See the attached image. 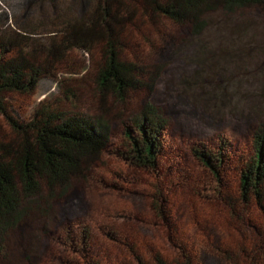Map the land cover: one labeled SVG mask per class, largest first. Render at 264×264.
I'll use <instances>...</instances> for the list:
<instances>
[{
	"label": "rangeland",
	"instance_id": "1",
	"mask_svg": "<svg viewBox=\"0 0 264 264\" xmlns=\"http://www.w3.org/2000/svg\"><path fill=\"white\" fill-rule=\"evenodd\" d=\"M17 1L0 0V12L12 14ZM26 9L33 12L25 21L39 30L33 38L45 44L39 23L50 26V18ZM203 22L195 33L190 23L163 21L131 33L121 56L142 67L143 87L123 101L107 96L102 102L94 71L86 75L82 70L87 55L80 49L69 51L55 76L41 80L32 93L9 98L13 111L25 116L54 93L50 98L62 110L107 120L110 136L98 160L72 180L64 202L43 190L23 204L22 229L13 224L0 234V264H87L89 259L139 264L136 253L148 262L154 250L170 264L184 262L183 254L193 264H230L220 258V246L232 249L233 259L243 264L260 250L262 259L254 264H264V202L261 208L251 198L228 208L221 196L238 197L236 173H228V185L217 191L215 176L192 150L214 148L222 139L247 151L257 143L255 132L264 131V13L217 10ZM92 54L100 64L104 48L96 45ZM147 106L166 120L164 154L174 155L151 173L111 151L122 144V123ZM85 227L86 251L63 244L65 228L79 232ZM240 248L248 253L240 255Z\"/></svg>",
	"mask_w": 264,
	"mask_h": 264
},
{
	"label": "trees",
	"instance_id": "2",
	"mask_svg": "<svg viewBox=\"0 0 264 264\" xmlns=\"http://www.w3.org/2000/svg\"><path fill=\"white\" fill-rule=\"evenodd\" d=\"M50 18V26L39 23L45 34V44L33 38L39 30L25 21L27 14ZM254 8L264 13V0H19L12 14L0 12V234L10 225L22 229L25 202L48 195L62 198L69 195L73 179L82 178L85 171L107 149L110 128L101 116L93 117L66 112L54 104L48 94L28 115L21 116L10 107L16 93L28 95L38 88L41 80L53 78L65 55L80 49L87 55L82 70L94 71L98 92L104 103L107 96L123 101L128 93L143 87L142 67L121 56L133 32H140L147 24L163 22L190 23L193 33L203 27L209 12L221 10L230 15L237 10ZM52 18V19H51ZM36 25V24H35ZM34 25V26H35ZM30 26V27H29ZM173 38H169L172 41ZM104 48L98 64L93 60V48ZM91 61L93 63L91 64ZM58 89L62 81L57 82ZM166 120L152 106L141 115L122 123V144L111 151L132 166L156 172L165 156ZM255 147L247 151L233 148L227 140L219 139L212 147L193 148L194 159L215 176L220 189L228 183L225 176L236 173L239 195L223 194L221 199L231 209L234 202L248 203L250 199L263 208L264 202V131L255 132ZM160 215L163 210L152 203ZM88 228L80 231L65 228L62 241L77 253L88 248ZM221 259L230 264H243L233 259L232 249L218 247ZM240 255L247 250L240 248ZM248 253V251H247ZM246 254V253H245ZM180 264H193L187 255ZM247 256V255H245ZM139 264H170L160 251H152V261L136 253ZM262 259L260 250L253 251L250 261ZM89 259L87 264H100Z\"/></svg>",
	"mask_w": 264,
	"mask_h": 264
}]
</instances>
